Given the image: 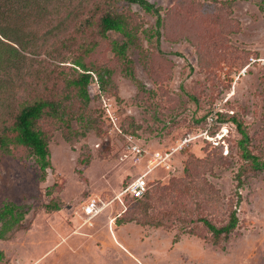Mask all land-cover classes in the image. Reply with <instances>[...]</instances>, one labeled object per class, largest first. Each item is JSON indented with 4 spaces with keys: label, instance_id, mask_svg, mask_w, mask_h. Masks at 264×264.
Listing matches in <instances>:
<instances>
[{
    "label": "rangeland",
    "instance_id": "rangeland-1",
    "mask_svg": "<svg viewBox=\"0 0 264 264\" xmlns=\"http://www.w3.org/2000/svg\"><path fill=\"white\" fill-rule=\"evenodd\" d=\"M147 1L159 15L125 0H52L21 24L46 45L24 68L0 71V138L10 142L0 147V207L27 212L0 240V264H264V170L243 157L238 129L264 163V0ZM107 13L132 32L124 55L116 47L127 37L101 33ZM78 63L93 74L89 101L74 84ZM39 101L65 113L37 125L51 153L45 181L32 151L10 141L17 115ZM127 135L144 150L139 162ZM166 153L168 169L153 165ZM141 176L149 196L122 204ZM234 210L237 228L216 243L201 220L220 228Z\"/></svg>",
    "mask_w": 264,
    "mask_h": 264
},
{
    "label": "trees",
    "instance_id": "trees-1",
    "mask_svg": "<svg viewBox=\"0 0 264 264\" xmlns=\"http://www.w3.org/2000/svg\"><path fill=\"white\" fill-rule=\"evenodd\" d=\"M125 1L138 4L146 12L159 15V9L147 0ZM51 4L52 0H0V71L7 68V66H16L17 62H20V67L24 68L28 60L27 55H36L46 45L45 41H41L38 37L33 36V31L27 27L22 28L21 24L26 26L23 22L29 21L31 10L39 8L41 13L44 12L46 15ZM158 25H160V21ZM100 26L101 33L104 36L108 32H117L128 38L127 42L116 47L118 53L124 55L128 45L132 43V32L127 28L126 18L121 14L107 13L102 16ZM77 65L82 68L83 73L74 84L78 87L79 96L85 101H89L88 86L93 80V74L83 64L78 63ZM128 73L131 76L133 75L132 72ZM110 75L111 73L109 71H106L104 74H99L98 82L101 91L104 89L105 82ZM45 116L64 119L65 113L61 112V105L55 102L39 101L27 105L16 117L15 124L12 128L16 136L10 140L12 143L24 146L32 151L36 157L41 181L46 180L47 171L51 168L49 141L44 132L37 127L38 122ZM238 129L243 136L240 144L243 157L246 160H251L256 170H264V163L260 162L249 152L247 147L249 135L242 124H238ZM9 143L7 137L0 138V147L7 152H10ZM240 187L241 181L238 184V188ZM149 189L148 187L146 194L142 198H133L132 200L139 201L147 198L149 196ZM26 214L27 212L23 211L21 207L12 203H4L0 207V240H6L7 234L11 233L15 227L23 222ZM201 221L210 229L217 243V240L222 236L228 239L229 235L237 228L239 218L237 211L234 210L230 215L228 223L220 228L206 219ZM4 258L5 253L0 249V262Z\"/></svg>",
    "mask_w": 264,
    "mask_h": 264
},
{
    "label": "built area",
    "instance_id": "built-area-1",
    "mask_svg": "<svg viewBox=\"0 0 264 264\" xmlns=\"http://www.w3.org/2000/svg\"><path fill=\"white\" fill-rule=\"evenodd\" d=\"M127 150L128 152L132 155V158L135 162H139L143 159L144 156V150L139 146V144L137 143L135 137L133 135H127ZM191 139H185L183 140V143L180 145V149H183L185 147H187L188 143H190ZM177 151L179 149H176ZM157 157L154 159H152V163L153 165L155 164V162H159L160 164H162V166H165L167 169L170 167L169 165V159L171 154H157ZM154 161V162H153ZM148 190V183L147 181L141 176L135 180H133L132 182H130L124 189H123V193H121L118 196V199L122 202V204L125 205L124 203V198L125 197H129L131 199L133 198H142L146 192ZM88 209L90 210V212H93L94 215H96L97 212L100 211V207L97 203V201L92 200L89 202V205L87 206Z\"/></svg>",
    "mask_w": 264,
    "mask_h": 264
},
{
    "label": "crops",
    "instance_id": "crops-1",
    "mask_svg": "<svg viewBox=\"0 0 264 264\" xmlns=\"http://www.w3.org/2000/svg\"><path fill=\"white\" fill-rule=\"evenodd\" d=\"M111 234H112V237L114 239V241L122 248L124 249L125 251H128L130 252V249L129 247L123 242V241H128V240H123V238L121 239L120 237H118L117 233L115 232L114 228L111 229Z\"/></svg>",
    "mask_w": 264,
    "mask_h": 264
}]
</instances>
